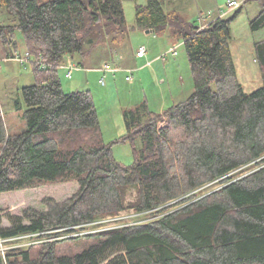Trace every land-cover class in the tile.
Segmentation results:
<instances>
[{"label":"trees","instance_id":"obj_1","mask_svg":"<svg viewBox=\"0 0 264 264\" xmlns=\"http://www.w3.org/2000/svg\"><path fill=\"white\" fill-rule=\"evenodd\" d=\"M0 8L10 15L0 24L6 59L19 31L30 55L19 63H31L35 77L22 87L21 132H7L0 109V194L78 183L69 198H44V211L0 221L1 238L30 235L0 253V264H264V40L254 45L262 85L246 92L228 19L195 26L159 0L136 5V26L182 37L195 88L162 112L145 102L123 110L124 134L106 142L90 91H63L57 70L83 68L73 59H84L85 45L126 34L122 0H0ZM252 26H264V9ZM115 144L130 145L131 163L115 159ZM212 182L219 187L200 192ZM125 209L152 218L81 231Z\"/></svg>","mask_w":264,"mask_h":264},{"label":"rangeland","instance_id":"obj_2","mask_svg":"<svg viewBox=\"0 0 264 264\" xmlns=\"http://www.w3.org/2000/svg\"><path fill=\"white\" fill-rule=\"evenodd\" d=\"M147 0H122L124 16L127 25L126 34L118 41L103 40L88 49L84 59L76 56L73 61H82L83 68L71 70V78L65 77L67 68L60 66L57 75L63 91L89 90L98 114L99 125L104 141H111L124 133L122 112L133 109L141 103H146L149 109L162 112L168 106L187 99L194 91V78L182 37H174L169 30L162 33L147 32L135 24V6L145 5ZM239 6L229 8L228 0H159L165 12L175 10L181 17L195 26H201L205 18L216 17L230 21L229 48L238 81L244 91L251 92L262 85L261 71L255 59L254 45L264 40V26L254 28L253 20L264 9V0H237ZM10 23V15L0 8V24ZM17 50L24 52V42L21 33H16ZM146 47V55L136 56L139 46ZM176 51L173 55L172 50ZM166 54V61L159 58ZM4 51L0 42V109L8 133L15 134L25 128L22 100V87L33 84L35 77L31 63L21 65L16 60H3ZM80 58V59H79ZM147 61L151 65H147ZM109 64L115 72L107 73L104 84L100 78V69ZM132 74L130 80H125L126 74ZM21 103L16 108V102ZM165 123H160L163 126ZM132 154L129 144H115L112 154L116 160L123 161L119 156ZM130 162V163H131ZM250 165L241 167L236 175L247 173ZM219 187V183H208L200 192H210ZM75 181H59L42 183L36 187L8 191L0 194L1 225L9 227L11 217L22 216L25 209L44 211L46 206L42 200L51 197L62 201L71 197L77 190ZM110 219L102 225H93L81 231H93L103 226L117 228L124 225L143 223L151 216L135 213L132 209L119 211L115 215L104 217ZM102 218V219H104ZM100 219V220H102ZM24 223L28 220L23 219ZM77 234V233H76ZM29 239L15 243H26ZM9 242L7 246L15 244Z\"/></svg>","mask_w":264,"mask_h":264},{"label":"built area","instance_id":"obj_3","mask_svg":"<svg viewBox=\"0 0 264 264\" xmlns=\"http://www.w3.org/2000/svg\"><path fill=\"white\" fill-rule=\"evenodd\" d=\"M240 4H239V2L237 1V0H228V2H227V6L229 7V8H235V7H237V6H239ZM220 17V16H219ZM214 19V18H213ZM212 20V19H211ZM202 21H203V23H202V25H204V23L205 22H208V21H210V20H208V19H202ZM146 47L145 46H143V45H141V46H139L138 48H137V50H136V52H135V54H136V56H138V57H143V56H145V54H146ZM172 52H173V55H176V51L173 49L172 50ZM159 58L161 59V60H163V61H165L166 60V54H162V55H160L159 56ZM10 59H14V60H17L18 62H20L21 64H23V63H26V62H29L30 61V55H29V52L28 51H24L23 53H20V52H18V51H15L13 54H12V56L10 57ZM66 67L68 68V71H67V73L65 74V76L66 77H70L71 76V73H70V70L72 69V68H74V64H72L71 62L70 63H68L67 65H66ZM101 71L104 73L103 74V76L100 78V82L102 83V84H104V77H105V74L107 73V72H114L115 70L109 65V64H105L102 68H101ZM125 79L126 80H130L131 79V75L130 74H128V75H126L125 76ZM108 220H110V219H106V218H104V219H102V220H98V221H94L93 223H91V225H102V224H104L103 222L104 221H108ZM102 229H108V227H105V226H103L101 229H98V230H102ZM30 237V235H20V236H14V237H8V238H1L0 237V253L1 254H4V252L9 248V247H11V246H24V245H26V244H28L29 243V241L28 242H26V243H15V242H18L19 240H25V239H28ZM9 242H14L15 244H13V245H8L7 246V244L9 243Z\"/></svg>","mask_w":264,"mask_h":264},{"label":"crops","instance_id":"obj_4","mask_svg":"<svg viewBox=\"0 0 264 264\" xmlns=\"http://www.w3.org/2000/svg\"><path fill=\"white\" fill-rule=\"evenodd\" d=\"M150 31V30H149ZM3 60H5V61H9V59H6V57H5V55L3 56V58H2ZM12 61H14V60H12ZM148 62H150V61H147V65H151V62L150 63H148ZM80 68H78V69H75V70H79ZM102 72V71H101ZM104 72V71H103ZM107 73H111V72H107ZM106 73V74H107ZM113 74V73H112ZM102 84V83H101ZM122 119H123V117H122ZM124 132H125V128H124ZM122 134H124V133H122ZM121 134V135H122ZM120 136V135H119ZM121 153V152H120ZM122 154V156H119V158H121V160H123V161H128V163H130L131 162V157H130V155L128 154V153H125L124 154V156H123V153H121ZM119 160V159H118Z\"/></svg>","mask_w":264,"mask_h":264},{"label":"water","instance_id":"obj_5","mask_svg":"<svg viewBox=\"0 0 264 264\" xmlns=\"http://www.w3.org/2000/svg\"><path fill=\"white\" fill-rule=\"evenodd\" d=\"M147 32H149V30H146Z\"/></svg>","mask_w":264,"mask_h":264}]
</instances>
